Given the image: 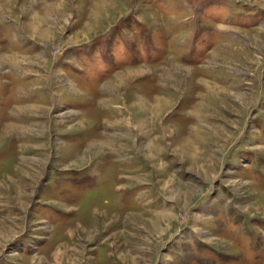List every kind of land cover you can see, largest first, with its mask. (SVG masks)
Here are the masks:
<instances>
[{
  "label": "rangeland",
  "instance_id": "374dc122",
  "mask_svg": "<svg viewBox=\"0 0 264 264\" xmlns=\"http://www.w3.org/2000/svg\"><path fill=\"white\" fill-rule=\"evenodd\" d=\"M0 264H264V0H0Z\"/></svg>",
  "mask_w": 264,
  "mask_h": 264
}]
</instances>
